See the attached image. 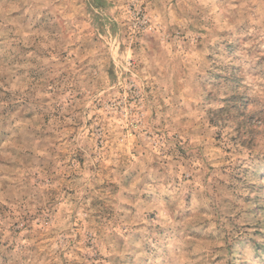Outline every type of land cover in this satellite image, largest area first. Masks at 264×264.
<instances>
[{"label": "clouds", "instance_id": "9594fccd", "mask_svg": "<svg viewBox=\"0 0 264 264\" xmlns=\"http://www.w3.org/2000/svg\"><path fill=\"white\" fill-rule=\"evenodd\" d=\"M0 264H264V0H0Z\"/></svg>", "mask_w": 264, "mask_h": 264}]
</instances>
